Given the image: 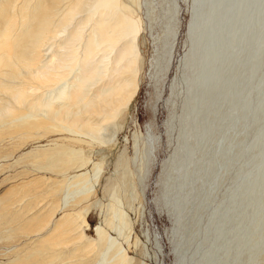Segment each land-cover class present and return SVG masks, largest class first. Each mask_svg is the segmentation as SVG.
I'll return each mask as SVG.
<instances>
[{
	"label": "bare ground",
	"instance_id": "1",
	"mask_svg": "<svg viewBox=\"0 0 264 264\" xmlns=\"http://www.w3.org/2000/svg\"><path fill=\"white\" fill-rule=\"evenodd\" d=\"M163 3L155 78L174 65L180 28L178 2ZM188 12L158 181L175 264H264V0H191ZM141 31L122 0H0V172L12 159L53 174L0 196L1 264H138L110 233L113 216L129 229L115 207L87 231L103 172L92 152L138 92ZM42 187L48 205L13 199Z\"/></svg>",
	"mask_w": 264,
	"mask_h": 264
},
{
	"label": "rangeland",
	"instance_id": "2",
	"mask_svg": "<svg viewBox=\"0 0 264 264\" xmlns=\"http://www.w3.org/2000/svg\"><path fill=\"white\" fill-rule=\"evenodd\" d=\"M176 1L180 11V28L174 49L175 63L168 74L166 73L165 76L161 74L155 78L151 63L158 39L163 36L165 30L166 5L163 0H122L135 19L141 22L139 49L142 60L139 89L128 109L114 121L115 127L111 128L113 130L110 129L108 132L106 140L112 141L100 146L95 145L92 152L93 160L102 163L103 172L96 187V197L90 201L91 210L88 217L90 230L87 234L94 238L97 226L105 227V219L114 215L111 206L115 207L125 215L129 229H123L121 219L118 217L117 220V216H113L115 232L110 230L109 232L129 251L130 256L138 264H175L176 261L170 244L173 220L163 204L162 189L160 190L158 183L161 166L174 149V144L170 143L174 138L171 141L167 140L165 124L171 114L175 116L179 114L182 102V97L179 95L180 97H175L176 103L173 108H171L172 103L168 107L166 105V100L171 94V82L177 76V59L186 49L185 32L191 3V0ZM148 141L151 142L152 147L147 145ZM9 145L6 144L2 149L5 154L12 153L17 144ZM26 145L16 150L13 158H18L24 152L31 150L35 144L29 141ZM150 148L153 153L151 156H146ZM8 160L10 161L5 164L6 168L0 172V196L33 176L53 177V174L32 171L33 174L37 173L33 175L25 168L26 165L11 166L8 163L13 161ZM45 191L46 189L42 187L36 191L24 192L18 197H11L9 200L12 202V198L28 199L23 207L33 209L37 202H44L50 197L51 192L44 193ZM3 246L4 244L0 243V252ZM1 260L0 257V264Z\"/></svg>",
	"mask_w": 264,
	"mask_h": 264
}]
</instances>
